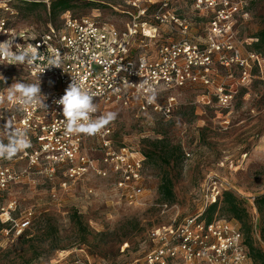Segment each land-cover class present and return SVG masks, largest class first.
<instances>
[{
  "label": "built area",
  "instance_id": "obj_1",
  "mask_svg": "<svg viewBox=\"0 0 264 264\" xmlns=\"http://www.w3.org/2000/svg\"><path fill=\"white\" fill-rule=\"evenodd\" d=\"M91 1L98 3L92 7L96 14L76 15L67 9L58 25L49 23L33 34L13 26L17 10L11 0H0V42L14 36L13 53L36 55L31 63L12 65L0 54L1 65L24 74L14 73L0 86V135L10 121L13 128L25 129L31 140V147L13 158L14 164L25 162L23 167L0 159V223L10 224L6 232L14 228L20 234L29 223L11 218L15 202L4 200L3 194L29 173L52 176L60 171L73 181L90 172L112 175L116 192L129 202H137L143 194L145 155L128 144L115 146L109 124L92 136L100 151L97 159L87 152V135L65 133L62 106L55 100L73 77L96 95V116L105 113L107 106L122 105L168 118L176 106L175 96L169 93L172 89L188 84L211 86L219 105L226 107L237 85L248 82L253 70L264 63L261 52L237 38L236 25L247 17L251 0ZM100 4L107 5L108 15L118 22L107 19ZM50 58H59L61 68L49 66ZM217 68L226 70L225 79L214 77ZM15 81L40 83L46 108L8 100V87ZM149 88L156 94L153 102L148 99ZM220 194L219 190L210 193L200 211L153 228L144 264H254L236 221L206 220L203 215Z\"/></svg>",
  "mask_w": 264,
  "mask_h": 264
},
{
  "label": "rangeland",
  "instance_id": "obj_2",
  "mask_svg": "<svg viewBox=\"0 0 264 264\" xmlns=\"http://www.w3.org/2000/svg\"><path fill=\"white\" fill-rule=\"evenodd\" d=\"M20 2H10L17 10L11 20L16 29L36 34L49 23H60L61 12L51 11V0H39L34 8ZM70 4V12L76 15L98 12L92 9L97 2L70 0ZM99 7L107 19L118 22L108 15L107 5ZM262 27L264 0H251L247 17L236 25L237 38L252 48ZM14 73L24 75L16 67L0 64V86ZM226 75L225 69L217 68L214 77L225 79ZM212 89L200 84L172 89L169 93L175 96L176 106L168 118L140 112L134 106H107L106 112L117 113L109 123L115 146L128 144L143 153L151 150L150 142L162 139L165 146L178 148V156L168 163L159 156H145L144 190L137 202L116 192L112 175L92 172L74 181L60 171L52 176L34 172L9 186L3 194L4 200L15 202L11 218L29 223L20 234L14 228L6 232L10 224H2L0 264H144L153 228L200 211L210 193L225 189L244 201L257 230L254 243L264 250L260 215L253 202L264 193V63L253 70L248 82L237 85L228 106L219 105ZM85 145L91 158L100 156L94 137L88 136ZM6 161L19 167L25 164ZM164 174L173 183L174 199L170 201L158 193ZM214 215L227 217L218 209Z\"/></svg>",
  "mask_w": 264,
  "mask_h": 264
},
{
  "label": "clouds",
  "instance_id": "obj_3",
  "mask_svg": "<svg viewBox=\"0 0 264 264\" xmlns=\"http://www.w3.org/2000/svg\"><path fill=\"white\" fill-rule=\"evenodd\" d=\"M14 36L9 35V39L0 42V54L7 56L12 61V65L31 63L36 55L27 51L13 53L12 48L15 46ZM49 66L61 68L62 61L59 58H50ZM148 91L151 95L148 97L150 102L155 100L156 94L152 88ZM95 94L86 90L83 85L73 77L72 82L65 89L64 94L55 103L62 106V116L64 119L65 133L83 134L94 136L99 134L110 122H113L117 113L105 112L99 116L97 113V103H94ZM17 99L18 102L29 107L32 105H40L46 108L44 103L46 97L41 94L40 83H24L15 81L8 87V100ZM3 98L0 97V103ZM3 138H0V159L12 160L19 153L26 151L31 147V140L27 135V131L22 128H13L10 121H6L2 128ZM7 139V143L4 139Z\"/></svg>",
  "mask_w": 264,
  "mask_h": 264
},
{
  "label": "trees",
  "instance_id": "obj_4",
  "mask_svg": "<svg viewBox=\"0 0 264 264\" xmlns=\"http://www.w3.org/2000/svg\"><path fill=\"white\" fill-rule=\"evenodd\" d=\"M88 1L95 3V1ZM21 2H25V4L28 5V8H34L39 3L37 0H21ZM70 7V0H51L50 9L53 13H55V10L62 13ZM255 37L257 38V41L253 42L252 49L264 54V27L257 31ZM150 143L152 146L151 150L143 152V154L149 158L152 156H159L163 161L168 163L171 158L178 156V148L174 146H165L162 139H156ZM158 193L161 198L166 201L174 199L172 179L166 174L161 176L160 183L158 185ZM253 202L260 215L259 232L261 238L264 239V193L255 196ZM217 209L221 212V214L226 215L227 219L234 220L239 224L241 232L244 236V243L248 248L252 262L254 264H264V250L256 246L254 243L253 234L256 229L254 230L252 227L244 201L236 196L231 190L225 189L222 190L220 196L215 202L207 206L203 212L205 219L211 220L214 217H220L214 215V212ZM1 226L2 224L0 223V227Z\"/></svg>",
  "mask_w": 264,
  "mask_h": 264
}]
</instances>
